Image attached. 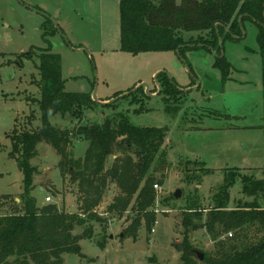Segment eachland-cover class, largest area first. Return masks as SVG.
<instances>
[{"label":"rangeland","instance_id":"obj_1","mask_svg":"<svg viewBox=\"0 0 264 264\" xmlns=\"http://www.w3.org/2000/svg\"><path fill=\"white\" fill-rule=\"evenodd\" d=\"M46 16L56 27L49 42L60 55L65 90L89 92L110 104L104 107L96 101L99 104L85 111L81 124L123 112L137 126L168 128L160 157L166 165L154 164L159 167L153 173L155 178L164 181L155 189L152 209L156 220L150 231L142 219L135 237L125 233L137 215L132 209L114 214L106 211L119 192L110 182L95 208L107 219L103 246L96 244L104 232L98 223H92V238L82 237L83 228L75 227L82 255L64 253L62 264H180L177 243L182 246V211L188 202L209 207L226 169L239 168L264 179V87L256 24L246 19L241 39H224L221 54L231 68L223 81L213 65L214 51L205 48L187 51L186 59L173 50L121 51L118 0H0V214L11 211L23 192L22 173L9 156L12 129L36 127L41 115L32 101L39 97L37 58L20 60L16 55L32 46H46L40 28ZM196 35L185 32L183 36ZM163 74L179 92H160ZM143 83L147 87L131 91ZM50 122L59 129L77 125L69 116L52 115ZM87 147V141L77 137L68 145L74 158L82 157ZM36 148L37 154L29 160L36 167L30 194L38 205L56 203L77 212V184L60 173L55 149L45 141ZM113 157L108 158V165ZM203 166L211 172L204 173ZM176 189H180L179 198L173 195ZM229 194V207H234L238 197L251 200L241 193L240 180ZM188 240L198 252L213 248L203 227L189 231Z\"/></svg>","mask_w":264,"mask_h":264},{"label":"trees","instance_id":"obj_2","mask_svg":"<svg viewBox=\"0 0 264 264\" xmlns=\"http://www.w3.org/2000/svg\"><path fill=\"white\" fill-rule=\"evenodd\" d=\"M118 9L121 51L173 50L178 57L186 59L187 51L205 48L214 51L213 65L219 68L223 81L229 78L231 68L221 54L224 39H241L243 21L254 22L258 29L256 39L264 87V0H180L177 3L175 0H118ZM40 28L46 46H32L16 55L20 60L37 58L39 97L32 101L41 115L36 127H14L10 135L9 156L22 173L23 192L11 211L0 214V264H62L64 253L81 256L79 236L73 230L81 226L82 237L92 238L93 222L104 229L96 240L97 245L103 246L107 219L96 213L95 208L103 200L110 182L116 184L119 192L106 211L114 214L132 209L137 215L125 233L135 237L142 219L149 232L156 220L152 209L156 198L153 184L164 181L163 177L156 179L153 173L158 166L166 165L160 157L168 128L137 126L123 112H113L103 121L81 124L85 111L99 103L93 101L89 92L65 90L60 55L52 51L49 42L56 27L46 16ZM185 32L197 35L185 39ZM172 83L163 74L160 92H179ZM52 115L69 116L77 125L59 129L51 124ZM74 137L87 141L88 147L79 158H74L68 149ZM44 141L60 157L57 162L60 173L68 174L77 184L80 195L77 212L59 208L56 203L38 205L30 194L36 167L29 160L37 154L36 145ZM110 157L113 159L108 165ZM155 161L158 166L154 165ZM201 168L204 173L211 172L204 166ZM222 177L209 207L189 201L183 208L181 225L185 230L180 264H264V206L261 205L264 179L242 173L235 167L226 169ZM237 180L241 183V193L251 200L238 197L234 207H229V189ZM200 227L206 229L213 242L211 250L199 251L201 259L188 240V232Z\"/></svg>","mask_w":264,"mask_h":264},{"label":"water","instance_id":"obj_3","mask_svg":"<svg viewBox=\"0 0 264 264\" xmlns=\"http://www.w3.org/2000/svg\"><path fill=\"white\" fill-rule=\"evenodd\" d=\"M157 75V74H156ZM147 87V85H146V83L144 84H139L136 88H134V89H132L131 91H134V90H136V89H138V88H141V87ZM147 91V90H146ZM124 95H126V94H122L121 95V97L122 96H124ZM92 99H93V101L95 100V101H98V99H97V97H96V95L95 94H92ZM114 98H112L111 100H113ZM99 103H101V104H104V103H107V102H100V101H98ZM108 102H110V101H108ZM173 195L176 197V198H179L180 197V189H176L174 192H173ZM177 247H178V249H179V251H181V249H182V246H181V244L180 243H177ZM196 252V254L198 255V257H199V259H201V257H202V253H200V252H198V251H195Z\"/></svg>","mask_w":264,"mask_h":264},{"label":"built area","instance_id":"obj_4","mask_svg":"<svg viewBox=\"0 0 264 264\" xmlns=\"http://www.w3.org/2000/svg\"><path fill=\"white\" fill-rule=\"evenodd\" d=\"M153 187H154V189H160V186L157 183L153 184ZM45 199L47 201H49L51 198H50V196L47 195V196H45ZM228 235L230 236L231 234H228Z\"/></svg>","mask_w":264,"mask_h":264}]
</instances>
